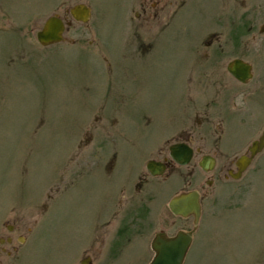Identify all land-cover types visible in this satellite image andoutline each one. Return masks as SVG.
Returning <instances> with one entry per match:
<instances>
[{
  "label": "rangeland",
  "instance_id": "1",
  "mask_svg": "<svg viewBox=\"0 0 264 264\" xmlns=\"http://www.w3.org/2000/svg\"><path fill=\"white\" fill-rule=\"evenodd\" d=\"M79 3L92 8L88 22L75 21L70 15V8ZM10 4L0 9V238L8 234L5 224L16 226L15 234L22 241L19 254L24 253L20 264H73L88 253L94 219L106 212L104 196L120 186L108 181L101 166L107 158L100 148L108 146L102 143L106 139L101 132L110 130L105 118L110 108L104 100L111 74L98 52L110 51L114 62L121 61L106 44L112 35L120 38L113 29L121 9L113 0H10ZM51 15L61 16L69 26L64 41L45 47L36 35ZM202 20L200 11L191 8L177 16L176 43L167 58L174 59L171 76L162 60L156 69L134 65L129 70L137 76L136 85H155L154 96L144 93L159 103L154 107L152 131L161 132L168 124L174 129L180 126L187 105L185 85L190 81L195 88L204 87V79L192 69L193 59L184 56L187 36L202 32ZM124 65L131 66L128 61ZM119 70L114 67L112 80L131 84ZM200 90L191 102L201 99L198 94L204 93ZM165 91L174 97L169 98ZM196 110L192 109V117ZM127 111L120 125L132 139L122 146L123 171L115 178L119 183L128 182L135 168L150 156L140 136L144 122L136 118L135 107ZM251 116L252 124L238 131V140L250 137L264 123V93L256 96ZM91 135L100 160L88 172L89 167L84 170L78 163L79 153L93 147ZM263 169L259 165L253 169L252 187L237 193L221 190L210 199L219 201L207 204L204 238L184 264H264ZM175 181V189L165 199L160 194L163 201L154 208V225L143 230L147 250L126 251L119 264H149L153 257L149 243L154 232L164 226L163 220H169L168 200L184 189V169L178 171ZM177 225L186 224L178 221ZM103 239L98 235L95 242ZM2 248L0 244L1 264H14L15 257L3 254ZM142 253V262H138Z\"/></svg>",
  "mask_w": 264,
  "mask_h": 264
},
{
  "label": "flooded vegetation",
  "instance_id": "2",
  "mask_svg": "<svg viewBox=\"0 0 264 264\" xmlns=\"http://www.w3.org/2000/svg\"><path fill=\"white\" fill-rule=\"evenodd\" d=\"M113 2L121 9L120 18L115 19L113 29L119 33L120 38L112 35L113 39L109 37L106 44L108 49L115 50L114 53L121 57V61L114 62L113 57H110V51L98 52L105 68L111 74L105 88L104 100L110 108L105 117L110 130L101 132L106 139V142L102 143L108 146L101 147L100 153L107 156L104 165L101 166L104 167L108 181L120 186L115 193L104 196L106 212L94 219L91 241L87 244L88 253L83 259L76 258L73 264H119L123 262L122 255L126 251L147 250V244L143 241V230L154 225L157 212L154 208H158V204H162L163 199L175 189L177 173L182 169L185 171L184 189L175 195L196 192L200 215L196 216L195 213L187 217L176 215L169 207L171 197L167 202L169 220H163L164 226L154 232L149 247L154 251L152 244L158 234L173 237L179 231H186L191 237L186 262L190 252L194 253L196 245L204 238V212L207 204L213 202V205H216L219 201L217 197L213 201L210 199L221 190L237 193L248 186L252 187L255 183L253 169L257 165L264 166V147L254 156L250 151L253 142L263 134L264 123H260L259 129L252 131L250 137L238 140V131L252 124L249 119L254 118L251 115L254 114L256 96L264 93V0H113ZM9 4L10 0H0V9ZM185 8H191L193 12L198 10L203 17L200 25L202 32L187 36L184 56L193 59L192 69L200 73L204 79V87L200 90L193 87L189 81L185 85L187 100H184V104L187 105H184V121L175 129L168 124L161 132H155L152 131L156 118L154 107L159 103L155 97H144L145 91L152 96L156 94L155 85L150 83L146 87L144 84L136 85L137 76L129 70L133 69L134 65L138 68L143 66L147 69H156L155 66L162 60L164 65H168L166 69L170 71V76L172 75L174 59L169 61L167 58H171L172 47L176 43L173 31L177 16ZM126 61L131 66L124 65ZM237 63L250 66L252 76L247 81L240 80L232 73L230 68H235ZM115 66H119L133 82L129 85L115 83L112 80ZM231 81L241 87L237 88ZM172 90L173 88L170 92L174 93ZM199 90L204 93L198 94L201 99L191 102L192 96H197ZM168 93L165 91L169 98L174 97ZM130 107L136 108V118L144 122V130H141L140 136L145 143V153H149L150 156L146 163L135 168L128 182L119 183L115 178L123 171L120 165L122 146L124 142H129L128 139H132L120 122L122 123L125 114L128 115L127 110ZM193 108L197 110L192 117ZM166 120L170 122L167 118ZM191 125L194 128L191 129ZM90 138L93 147L87 153H79L81 162L78 163L85 166L84 170L89 167L88 172L100 160L94 146L95 137L91 135ZM237 142H240L239 146H236ZM174 144H181L182 149L190 152L186 164L180 163L171 155L170 149ZM243 155L249 161L239 164V158ZM150 162L152 169L148 167ZM159 169L162 170L157 173ZM242 181L245 182V186L241 185ZM230 185H233V188H229ZM252 194L253 192L250 196ZM178 221L185 222L186 225L178 226ZM4 226L8 234L0 238L2 252L14 256V264H20L24 255L19 254L21 236L15 234L17 231L15 225ZM98 235L100 239L102 237L104 239L97 243L95 238ZM142 257L143 253L139 254L137 261L142 262Z\"/></svg>",
  "mask_w": 264,
  "mask_h": 264
},
{
  "label": "water",
  "instance_id": "3",
  "mask_svg": "<svg viewBox=\"0 0 264 264\" xmlns=\"http://www.w3.org/2000/svg\"><path fill=\"white\" fill-rule=\"evenodd\" d=\"M71 14L77 20L87 21L90 17V9L84 4L76 5L71 9ZM66 25L57 15L46 19L43 27L37 32L38 41L48 46L63 40ZM232 73L242 81L251 77L249 66L237 63L235 68H230ZM264 146V134L251 147L252 154L257 153ZM172 156L182 164L187 162L189 151L180 148V145L171 147ZM244 158H241V161ZM152 169V163L148 165ZM162 169L157 171L160 172ZM199 198L196 192H186L173 197L169 202L170 209L177 215L188 216L190 213L200 215ZM191 242V237L186 232H179L175 237L167 238L158 234L153 241L156 255L150 264H182Z\"/></svg>",
  "mask_w": 264,
  "mask_h": 264
}]
</instances>
